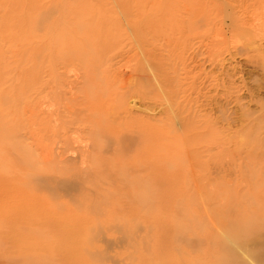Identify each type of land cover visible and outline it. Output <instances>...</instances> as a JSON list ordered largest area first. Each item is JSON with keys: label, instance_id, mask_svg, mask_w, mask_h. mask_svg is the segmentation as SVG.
<instances>
[{"label": "rangeland", "instance_id": "1", "mask_svg": "<svg viewBox=\"0 0 264 264\" xmlns=\"http://www.w3.org/2000/svg\"><path fill=\"white\" fill-rule=\"evenodd\" d=\"M198 1L217 32L154 36L147 38L148 46L141 42V49L129 35L117 49L122 48V57L104 64L146 69L152 100L144 104L131 95L127 116L150 118L174 132L149 150L165 167V178L160 173L145 178L140 160L130 163L142 153L133 146L118 154L122 171L105 169L107 176L97 186L81 178L72 190H54L33 174L29 180L23 158L38 161L39 148L19 126L5 139V161L11 166L6 173L14 183L24 177L18 189H8L9 203L18 194L26 201L21 212L9 209L7 223H0V264H264V162L255 165L245 156L248 145L264 142L259 121L264 117V0H213L215 7L211 0ZM22 2L0 0V118L9 125L12 97L30 65L19 25L6 21ZM39 2L42 15L51 10L50 21L62 7L61 0ZM231 24H237L238 33L229 30ZM43 30L30 41L48 37ZM126 59L130 62L122 63ZM181 121L190 125L185 131ZM193 136L202 139L191 141ZM162 142L170 146L161 148ZM132 190L133 195L146 191L149 209L144 203L128 207ZM27 193L34 195L31 203ZM40 209L69 216L75 227L45 226Z\"/></svg>", "mask_w": 264, "mask_h": 264}, {"label": "bare ground", "instance_id": "2", "mask_svg": "<svg viewBox=\"0 0 264 264\" xmlns=\"http://www.w3.org/2000/svg\"><path fill=\"white\" fill-rule=\"evenodd\" d=\"M39 1L23 0L21 7L12 10L6 18L7 22L15 20V24L19 25L18 33L23 36L19 38L28 44L30 65L27 74L20 80L18 92L12 97L15 103L14 107L10 105V109H14L13 124L9 125L7 120L0 118V169H3L0 171V223H7L9 209L21 212L24 208L22 202L26 201L24 195L18 194L9 203L8 189H18L24 177L14 183L6 173L11 166L5 161V139L9 134H14L19 126L39 148L38 156L35 154L39 159L36 158V163L34 158H23L27 163L26 171L30 173L29 180L33 174L40 182L51 183L54 190H72L79 185L81 178H88L90 183L97 186L102 175L107 176L105 169L113 170V167L122 171L123 159L118 154L124 156L133 146L142 153L139 152L130 163L136 165L140 160V171L145 172V178L160 173L161 177H156L163 180L165 167L150 156L149 150L154 143L164 141L167 135H171V130L168 128L167 131L166 126H159L150 118L127 116L129 107L126 103L131 95L144 101V104L152 100V94L144 83L146 69L130 67L122 70L104 64L122 57L119 56L122 48L117 49L121 46V40L129 38V35L133 41L136 39L141 49L142 44L146 45L148 39L154 36H198L217 32V28H213L215 21L209 18L206 10L199 8L198 0H72L73 4L61 0L62 7L52 21L48 16L52 13L50 9L43 10V15L37 10ZM209 4L212 7L216 5L213 0ZM175 5H179V9ZM179 13L184 16L178 17ZM41 28L48 33V37L30 41L31 36H38ZM238 28L237 24H231L229 30L236 34ZM218 32L222 33L221 29ZM134 59H131L133 66ZM137 64L141 66L143 63ZM190 88L193 89L192 83ZM178 91L183 92L184 88L179 87ZM262 119L259 121L264 122ZM180 124L184 131L190 126L185 121ZM171 133L175 136L173 131ZM190 139L196 141L202 137L193 136ZM160 146L166 149L170 144L162 142ZM247 147L249 149L245 156L250 159L249 162L253 164L257 161L255 165L264 162V142ZM161 158L164 162L166 156ZM126 181L127 184L134 182ZM144 188L147 190L146 186ZM133 192L130 193L133 199H130L128 207L137 209L139 204L144 203L149 209L151 198L146 191L137 192L138 195H133ZM26 195L31 203L34 195ZM52 211L40 209L38 212L45 226L75 227L74 219ZM31 218L30 221L34 222ZM71 239L75 240L72 236Z\"/></svg>", "mask_w": 264, "mask_h": 264}]
</instances>
